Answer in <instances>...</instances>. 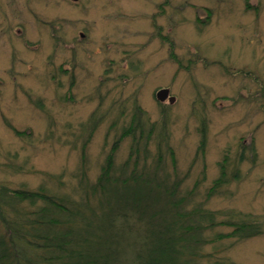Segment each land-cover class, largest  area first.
I'll return each mask as SVG.
<instances>
[{
  "label": "rangeland",
  "instance_id": "obj_1",
  "mask_svg": "<svg viewBox=\"0 0 264 264\" xmlns=\"http://www.w3.org/2000/svg\"><path fill=\"white\" fill-rule=\"evenodd\" d=\"M250 144L240 180L208 197L219 163L228 155L233 170ZM110 155L121 180L91 198V238L115 234L120 264L134 232L106 218L124 206L130 156L191 193L186 210L264 220V0H0V185L80 203ZM222 244L237 263L264 264V233Z\"/></svg>",
  "mask_w": 264,
  "mask_h": 264
},
{
  "label": "trees",
  "instance_id": "obj_2",
  "mask_svg": "<svg viewBox=\"0 0 264 264\" xmlns=\"http://www.w3.org/2000/svg\"><path fill=\"white\" fill-rule=\"evenodd\" d=\"M135 128L131 124L124 129L122 138ZM248 152L253 161L257 158L254 144L242 146L238 164L231 171L228 155L219 163L220 175L213 181L208 197L220 193L232 180H240L239 163ZM135 157L132 168L130 156L122 169L124 206L110 210L106 218L108 228L122 219L127 221V230L134 232L128 234L130 264H241L223 253V240L242 241L262 235L264 220L231 216L218 221V212L202 204L186 210L183 206L192 194L178 196V182L169 186L166 181H158L156 173L151 177L145 167L140 170L139 156ZM109 158L98 186L83 185L85 198L80 203L50 194L44 187L32 191L0 185V264H120V244L115 234L103 243L91 238V198L97 194L99 201L108 193V184L121 180L111 174L113 158ZM40 201L43 203L39 206ZM220 224L231 230L203 235ZM210 243L215 245L210 251L204 250Z\"/></svg>",
  "mask_w": 264,
  "mask_h": 264
},
{
  "label": "water",
  "instance_id": "obj_3",
  "mask_svg": "<svg viewBox=\"0 0 264 264\" xmlns=\"http://www.w3.org/2000/svg\"><path fill=\"white\" fill-rule=\"evenodd\" d=\"M169 94H170L169 89H167V88H161L158 91V93H157V97L159 98V100H163L166 97H168ZM174 100H175V97L174 96H171L170 99H169L170 102H174Z\"/></svg>",
  "mask_w": 264,
  "mask_h": 264
}]
</instances>
